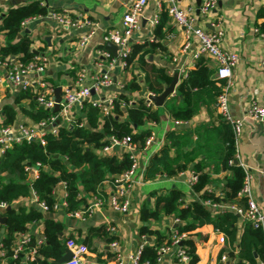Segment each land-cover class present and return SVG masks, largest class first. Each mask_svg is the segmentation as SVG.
I'll return each mask as SVG.
<instances>
[{
    "label": "crops",
    "instance_id": "1",
    "mask_svg": "<svg viewBox=\"0 0 264 264\" xmlns=\"http://www.w3.org/2000/svg\"><path fill=\"white\" fill-rule=\"evenodd\" d=\"M30 1L32 0H0V9L5 14L11 7L26 4ZM131 1L133 0H40L41 5L47 7L48 13L50 10L64 11L72 19H82L87 22L80 28L60 29L57 23L46 14L34 16L26 25H22L20 36L27 34L32 40V49L36 52V55L48 57L46 71L42 74L36 73L35 76L30 73L28 78L41 79L48 86L54 87L53 96H55V89L61 87L63 96L66 87H72L77 83L81 69L86 70L83 83L90 86L94 77L106 70L112 78V84L108 88L93 90L90 102L110 97L117 98L118 93L124 88L125 84L133 79H136L142 87V91L133 96V99L138 100L143 97L147 102V95L152 92L146 86V75L140 69V65L137 63L128 65L121 58L120 49L117 56H115L113 51L102 42L104 34L109 30L121 28L126 6ZM201 1L178 0V3L180 7L192 10L197 17H200L198 9ZM165 6L166 0H149L144 17L141 20V27L134 32L130 39V48L133 43H143L157 39L155 29L151 25V19L156 13L161 14ZM263 7L264 0H219L217 8L209 16L210 19L222 18L225 31L222 45L225 49L239 54L238 63L233 69V86L230 91V109L232 114L238 117L245 114L246 109L252 102L264 106V71L261 67V61L264 58V36L257 31L259 24L264 21V17L259 15V11ZM199 20H201L200 25L204 28L213 29L207 21H203L201 18ZM89 33L92 36L88 43L83 47H78V40ZM5 40V33L1 31L0 44L4 43ZM159 41L164 44L165 50L157 49L147 55L148 59L156 68L164 69L173 78L176 73H179L176 91L169 96L165 102L166 104L177 94L180 81L188 76L190 70L195 68L197 61H194L191 52H184L182 47L186 42H190L195 48L196 41L195 37L188 38L186 31L179 27L171 17L163 26ZM101 49L110 50L112 58H102V55L98 53ZM99 59L103 60L106 65V68L103 67L105 69L98 66ZM112 59H114V62H112ZM207 62L215 72L211 77L215 80L217 70L215 63L211 60ZM1 73L2 75L5 73L2 67H0V76ZM215 83L217 88H220V82L215 81ZM39 88L38 84L32 85L26 92L28 96L17 103V99L24 90L13 87L7 78L0 77V112L3 111L5 105L11 104L18 111V118L14 125L35 123L36 121L31 113L37 103L34 91ZM34 99L36 102L33 101ZM215 101V90H209L197 97L194 96L195 114L189 121H177L165 110V104L159 107L152 103V109L159 108L161 117L158 123L147 121L140 127V130H151V134H154L155 139L149 147L141 148L137 145L135 150L139 168L134 187L130 192L132 207L129 212L122 213L105 206L96 210L90 216L78 218L70 215L66 207L61 205L53 212L45 211L31 193L30 196L18 199L11 207L16 209L24 207L26 211L33 208L39 209L44 213V217L31 223L28 231L21 234L16 242H19L22 237L27 236L30 238L31 235H35L37 242L41 244L40 241L44 239L45 221L46 219H53L63 223V230L60 232L63 239L73 237L88 246L89 252L84 257V264H118V253L122 255V264H134L133 257L141 253L145 245L154 244L157 241L156 234L145 237L140 233V228L143 225L140 219L141 208L146 202H150L151 207H154V194H168L175 188L184 193L185 204H190L195 200L200 201L201 193L194 192L191 182L197 163H201L204 166V171L211 176L212 181L207 185L209 191L219 195L227 189L226 183L232 172L224 168L221 163L224 148L222 131L225 130L222 129L223 120L218 114ZM178 105L184 106V103L181 101L178 102ZM74 112L85 114L86 110L82 109V106H76L73 114ZM0 122L4 123L3 115H0ZM173 132L178 135L176 141H179V146H174L170 150L173 166L187 163V167L175 175L158 174L154 178H146V172L152 157L158 154L162 148L171 144L168 135ZM101 149H95L94 151L98 155L104 156ZM125 153L127 151L123 147L115 146L105 155L122 157ZM237 159L240 164L250 170L252 174L250 181L251 194L264 212L263 122L252 119L245 120L244 131L237 144ZM38 176L39 172L28 173V179L32 181ZM64 184L61 183L57 188L59 200H63L66 196ZM114 185L113 182L106 181L102 189L110 192ZM82 195L85 196L87 201L95 196L94 193H87L84 190L81 192ZM209 207L214 212L222 209L236 211L232 204H221L218 207L209 205ZM2 211L3 209H0V214ZM238 217L237 243L240 242L245 227L250 224L239 213ZM150 224L152 229L172 237L180 221L178 222V219L173 215H162L158 220H152ZM106 227H113V232L109 230L107 232ZM199 231L206 239L198 243L200 260L197 264H221L223 256L227 257L225 264H229L231 256L228 251L221 253L228 243L227 236L225 242H220L222 232L217 231L212 224L204 225ZM5 233L6 228L3 227L0 230V254ZM111 235L116 236L117 248L111 246ZM34 258L35 256L31 259L27 257L25 259L28 261ZM157 264L182 263L177 261L176 248H172Z\"/></svg>",
    "mask_w": 264,
    "mask_h": 264
},
{
    "label": "trees",
    "instance_id": "2",
    "mask_svg": "<svg viewBox=\"0 0 264 264\" xmlns=\"http://www.w3.org/2000/svg\"><path fill=\"white\" fill-rule=\"evenodd\" d=\"M48 14L46 6L41 5L40 0H32L26 4L11 7L5 14L0 9V32L5 33V42L0 44L1 61L15 57L24 64H29L36 56L32 49V40L27 34L20 36L22 23L31 17ZM264 17V7L259 11ZM170 15L165 6L160 14L159 23L155 27L157 39L143 43H133L131 52L125 60L128 65L137 63L145 72L146 86L153 94H161L168 86L173 76L162 68H156L148 59L147 55L157 49L165 50L164 44L159 41L162 36L163 26ZM258 31L264 34V21L259 24ZM104 47V46H103ZM208 61V60H207ZM205 58L196 62L195 68L190 70L188 76L183 78L177 88V94L166 104L165 110L177 121H189L195 114L193 97L200 96L209 90L216 91V97L221 91L217 88L212 74L214 70L209 66ZM217 69V68H216ZM217 72V70H216ZM140 83L133 79L127 82L113 101V109L107 115L102 109L86 101L82 104L85 114L74 112L72 126L61 123L58 133L48 132L45 135V145L37 140L25 141L15 144L6 149L0 155V203L11 206L18 199L36 194L40 202L48 206V212L55 211L58 197L55 189L61 183H65L68 213L84 208L88 201L81 196L82 190L94 193L98 197L106 198L109 192L102 189L106 181L115 183L116 179L133 165L129 153L122 157L117 155H98L94 150L103 148L111 143L113 138L123 139L130 136L132 143L144 148L151 130H140L147 121L158 123L160 121V110L152 109L147 105L144 98L134 100L133 96L142 91ZM24 90L17 99L28 96ZM31 96H33L31 94ZM34 102L35 99L33 100ZM183 102L184 106L178 105ZM216 102V101H215ZM38 103V102H37ZM32 111L36 122L47 119L54 114L53 111L45 109L39 103ZM0 115L4 117L6 125H12L18 118L16 107L5 105ZM222 119V118H221ZM223 120V119H222ZM223 155L221 163L224 168L232 172L227 180V189L217 195L209 191L207 185L212 181L209 173L204 171L201 163L195 165L197 181L193 184L194 192L201 193V200H195L190 204L184 203V193L179 189H172L168 194H154V207L146 202L140 213L143 222L140 228L141 235L145 237L157 235L154 244L145 245L140 254L141 262L157 264L158 250L163 244H170L172 237L161 231L151 228L150 222L158 220L162 215H173L180 224L176 229L178 234H186L181 239L182 247L185 249L189 260L183 264H197L200 260L198 254V243L206 237L199 231L206 224H212L214 228L222 232L228 238V243L221 253L228 251L231 256L229 264H264V236L261 230L248 224L239 243H237L238 213L233 210L222 209L212 211L205 203L206 200L213 204H232L243 207L247 204V198L240 195L244 185L246 172L237 162V147L232 128L228 122L222 121ZM168 140L171 144L165 146L154 155L146 172V178H154L158 174L175 175L187 167V163L173 166L170 150L179 146L178 135L170 133ZM41 164L39 176L35 180L28 179L26 167ZM204 200V201H203ZM1 216L6 217V223H0V230L5 227L6 233L2 243L6 250L8 264H53L50 260H59L66 251V241L60 236L63 223L53 219H46L44 227V239L41 244L35 235H31L29 242L25 245L24 252L14 257V249L18 237L27 232L29 225L43 219L44 213L39 209L26 211L24 207L5 209ZM108 232V227L105 228ZM104 229V232L106 233ZM117 240L111 235L110 242ZM36 248L37 253L33 260H26L31 249ZM237 251V253H236ZM257 254V256H256ZM236 259V260H235ZM178 261V259H177Z\"/></svg>",
    "mask_w": 264,
    "mask_h": 264
},
{
    "label": "built area",
    "instance_id": "3",
    "mask_svg": "<svg viewBox=\"0 0 264 264\" xmlns=\"http://www.w3.org/2000/svg\"><path fill=\"white\" fill-rule=\"evenodd\" d=\"M218 1L219 0H202L198 12L200 17H197L194 11L180 7L178 0H166V7L170 17L179 27L186 31L187 37H195L196 47L194 48L190 42H186L182 47V50L184 52H191L194 61L205 58L215 63L217 68L215 78L220 82L221 88V91L216 97L215 106L219 116L230 124L237 147L238 140L240 139L245 128V120L252 119L264 123V106L252 102L246 109L245 114L240 117L233 115L231 112L230 91L233 86L232 75L233 69L238 63L239 54L235 51L225 49L222 45L225 35L223 21L221 20L222 18H209L210 14L217 8ZM148 2L149 0H133L128 3L123 16L121 28L111 29L103 36V44L112 42L118 45L120 49V56L124 60L131 50V37L133 36L134 32L139 30L141 27V20L144 17V12ZM48 15L57 23L60 29L80 28L87 22L86 20L82 19H72L64 11L50 10ZM159 17L160 13L158 12L151 19V25L154 29L159 23ZM32 18L34 17L26 19L22 25H26ZM199 18L210 23L213 29L211 30L201 26V20H199ZM91 36V33L82 36L77 42L78 47L85 46ZM262 36H264V34H262ZM98 53L99 55H102V58L104 59L112 58L110 50L101 49L98 51ZM112 62H114V59H112ZM97 64L102 69L106 68V65L102 59H99ZM47 65V56L36 55L33 61H31L29 64H24L15 57H12L6 61H1L0 58V67H2L5 72L3 75L1 73L0 77L7 78L13 87L20 90H28L32 87V85L38 84L40 88L34 91L36 93L37 102L45 109L54 112L56 106V99L55 96H53L54 87L48 86L46 83L41 81V79L35 80L28 78L30 73H33L34 76L36 73H44L46 71ZM261 67L264 71V58L261 61ZM85 76L86 70L81 69L77 83L72 87H66V90L62 96V101L60 103V110L58 112H54V114L49 118L29 124L19 123L15 125H6L3 122H0V155L11 146L23 143L25 141L37 140L42 145H45V135L48 132L54 134L58 133V127L60 124L59 120H61V123H66L72 126L74 119V108L76 106H82L84 102L89 101L93 90H97L98 88H108L112 84V78L106 70L94 77L91 86L83 83ZM50 92L51 94H49ZM148 95L146 103L147 105L151 106L153 101L149 100ZM114 99L115 97H110L89 102L94 106L101 108L103 114L107 115L113 109ZM154 139V134H151L147 138L144 147H149L154 142ZM115 146L123 147L127 153L130 154V157L133 160L132 167L123 172L116 179L114 187L108 193L106 198L95 195L92 199H90V201H88L84 208L72 212L70 215L83 218L85 216L92 215L94 212H96V210L105 206H109L111 209L122 213H127L131 209L132 202L130 201V192L134 187L137 170L139 168L138 159L135 154L137 145L132 143L130 136L124 137L123 139L113 138L109 145L101 149L102 155L107 154V152L111 151ZM237 162L239 163L238 159ZM239 165H241L246 172L244 185L240 195L247 198V204L243 207H237L234 205V208L236 212L243 216V218L253 225L254 228L261 230L264 236V212L251 194L250 181L252 179V174L250 173V170H248L244 165L240 163ZM41 168V164H37L36 166L28 165L26 167V171L28 173H37ZM196 181L197 174L194 172L191 182L194 184ZM32 194L37 203L44 210H48V206L44 202H40L34 192H32ZM55 194L58 197L57 188L55 189ZM58 201L59 202H57L54 206L55 209H58L60 205L67 207L65 198H63V200L58 199ZM205 203L214 207L219 206L217 204L211 203L209 200H206ZM7 207V203H0V209L5 210ZM108 230L113 232L114 228L108 227ZM184 237H186V234H178L176 230L172 236V242L170 244H163L159 248L158 262H160L163 256L172 248H176V258L178 261L182 264L186 263L189 260V257L186 255L185 249L181 245V239ZM225 241L226 236L221 233L220 242L223 243ZM28 242L29 238L25 236L16 243L14 257L18 253L24 252L25 245H27ZM66 246L67 249L72 252V256L70 259L63 261L60 264H84V257L89 252L88 246L83 242L77 241L75 238H68L66 241ZM111 246L117 248L118 241L115 240L111 242ZM36 253V248L31 249L27 258L31 259ZM140 254L141 253L133 257L134 264H150L149 262L142 263ZM226 260L227 257L223 256L221 259V264H225ZM117 263H123V258L120 253L117 254ZM0 264H8L6 250L3 243H1Z\"/></svg>",
    "mask_w": 264,
    "mask_h": 264
},
{
    "label": "water",
    "instance_id": "4",
    "mask_svg": "<svg viewBox=\"0 0 264 264\" xmlns=\"http://www.w3.org/2000/svg\"><path fill=\"white\" fill-rule=\"evenodd\" d=\"M199 4H201V3H199ZM198 12H199V9H198ZM106 47L111 49L113 51L114 55L117 56L118 50H119L118 45H116L112 42H107ZM178 81H179V73H176L174 75L172 82L169 84V86H167L161 94H158V95L153 94V93L149 94L148 95L149 100L153 101V103H155L156 106H159V107L163 106L165 104V102L168 100L169 96H171L176 91V86H177ZM55 99H56V106H55L54 112H58L60 110V103L62 101V88L61 87H57L55 89ZM11 208H12L11 206L7 207L8 210ZM0 223L1 224L6 223V217L5 216H0ZM181 244H182V242H181ZM71 256H72V252L69 249H67L66 254L62 258H60L59 260H50V261L53 264H60L63 261L70 259Z\"/></svg>",
    "mask_w": 264,
    "mask_h": 264
}]
</instances>
